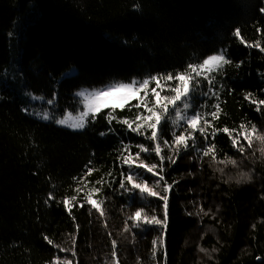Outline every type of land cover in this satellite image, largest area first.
<instances>
[{
    "label": "trees",
    "instance_id": "obj_1",
    "mask_svg": "<svg viewBox=\"0 0 264 264\" xmlns=\"http://www.w3.org/2000/svg\"><path fill=\"white\" fill-rule=\"evenodd\" d=\"M262 9L264 0H0V264H51L57 256L72 264H114L113 240L118 264H264V144L255 137L251 148L241 137L243 155L219 132L214 140L209 137L215 161L195 149L182 152L175 164L165 160L162 175L173 184L167 223L133 228L128 217L140 208L163 221V201L130 197L120 189L121 171L128 169L117 157L122 142L149 147L151 142L116 121L109 125L110 109L81 131L23 110L32 95L56 118L77 114L82 105L74 93L81 88L175 74L224 51L232 63L216 75L219 100L197 94L195 101L207 104L209 112L220 104L217 128L256 125L264 135L259 126L264 105L257 111L245 99L249 93L264 99V52L248 46L264 47ZM236 29L246 43L234 35ZM72 67L76 72L63 77ZM204 91L206 82L199 90ZM137 111L126 108L115 115L132 119ZM163 128V138L171 141V125ZM248 154L252 161L243 166ZM141 158L158 162L154 153ZM87 167L96 171L77 183L74 178L84 176ZM242 170L251 173V182H234ZM138 171L150 185L158 180ZM101 177L111 184L93 198L104 200L106 215L87 204L72 207L69 215L63 199L77 195V187L85 195L101 187L95 184ZM162 187L155 190L163 195ZM50 194L54 199L48 200Z\"/></svg>",
    "mask_w": 264,
    "mask_h": 264
},
{
    "label": "snow or ice",
    "instance_id": "obj_2",
    "mask_svg": "<svg viewBox=\"0 0 264 264\" xmlns=\"http://www.w3.org/2000/svg\"><path fill=\"white\" fill-rule=\"evenodd\" d=\"M264 11V9H262ZM234 35L240 38L242 44L246 43L241 37V32L236 29ZM259 48L261 52H264V47L257 42L255 45H248ZM232 61L227 58L226 52L220 51L217 54L210 55L202 60V62L193 64L189 63L186 69L182 72L166 73L161 75H154L146 77L144 79L133 78L129 82L113 81L103 88L82 90L76 93L77 97H80L79 103L82 108L76 115L73 113H67L63 118L55 119L49 112H44L40 115V119L48 121L54 119V122L64 128L80 131L87 127V124L94 120L105 109H110L106 113V118L109 125L112 121H116L118 124L125 126L126 131L134 133L137 136H142L145 140L151 142V147L145 144L131 145L129 143H121L119 149L120 155L117 157L121 160L122 165L127 167V172L121 171L119 188L128 193L130 197L134 194H138L142 199L146 197H158L163 201L165 218L163 221L158 219L155 215L149 216L144 208L136 210L132 215L128 217L132 221L133 228H142L145 225L152 224H164L167 223V210H168V193L172 190L173 184H168L162 173L165 171L164 162L167 160L170 164H175L176 159L182 152L189 149H195L198 154L203 157L211 156V159L215 161L217 159V149L215 143L209 140L215 139V136L219 132H223L229 136L232 141V145L237 151L243 155L245 152V145L241 143V137L247 142V146L251 148L253 143V137L259 140L261 144H264V135L260 134V130L256 125H252L249 129L247 125L242 124L238 129H229L228 127L217 128L213 121L220 118L221 108L220 104L216 103L211 105L213 111H205L209 107L205 103H197L195 97L197 94L204 96H215L219 100L218 92L213 91L215 86L216 75L222 73L226 65L231 64ZM239 67V65H237ZM72 71L66 73V77H71ZM155 83V87H150L152 83ZM202 82H206L207 91L199 92ZM143 93V95H141ZM252 94L249 93L245 96L246 100L250 103L256 104V110L260 111V106L264 105V99L255 100L251 99ZM136 101V103H132ZM48 103H52L51 100ZM131 111L137 109L132 119L120 118L115 113L117 110L123 111L125 109ZM142 109V111H141ZM165 123L171 125L170 134L172 140L169 141L163 138V126ZM211 129L209 132L208 130ZM235 134V135H233ZM105 135V133H101ZM202 139V148L197 147V141ZM136 147L137 152L133 153L132 148ZM164 149H168L169 155L165 156ZM154 153L158 157V162L148 164L141 158V154ZM261 154L264 155V148L261 149ZM223 163V161H220ZM228 163L233 166H237V161L233 158H228ZM91 164V161L89 162ZM143 170L151 174L154 177H158L155 184L150 185L148 181L142 178L141 172ZM96 171L93 167H87L84 176L80 178H74L77 183H81L87 176H91ZM111 176V172L108 173ZM177 183V182H174ZM95 184L101 187H95L88 189L87 194L83 193V189L77 187L74 191L77 195L71 197H65L62 201L64 208L71 215L72 207L79 206L84 207L85 204L89 205L91 209H94L99 213L101 217L106 215L103 207V199H95L94 195H98L101 188L108 184L110 186L111 181L104 180L103 177L97 180ZM163 184L162 192L155 189L160 188ZM87 187V184H85ZM78 196H82L83 199L78 203ZM54 199L51 194L48 200ZM48 200L45 203H48ZM201 211H203L201 209ZM130 228L126 222L124 231H129ZM45 240L51 245L53 241L48 237ZM162 244V241H160ZM55 246V245H54ZM112 258L114 264H118L116 241H112ZM157 241H153V257L156 255ZM60 251H65L60 249ZM201 251H205L201 249ZM73 256L75 252L72 253ZM257 259H260L259 257ZM51 264H72L69 259L61 260L58 256L54 257Z\"/></svg>",
    "mask_w": 264,
    "mask_h": 264
},
{
    "label": "rangeland",
    "instance_id": "obj_3",
    "mask_svg": "<svg viewBox=\"0 0 264 264\" xmlns=\"http://www.w3.org/2000/svg\"><path fill=\"white\" fill-rule=\"evenodd\" d=\"M70 71H72V74H74L76 72V69L74 67H72L69 70H67L65 73H63L62 76L65 77L66 76V73H69ZM82 90H92V89H89V88H81V89L77 90L74 93L75 98H77L79 100L81 99L80 97H77L76 96V93L78 91H82ZM42 103H43V101L40 98H37V97L31 95L30 97H28V99H27V105L23 107V110H24V112L26 114H28L29 116H32L33 118H36V119H38L40 121H43V122H53L56 126H58L60 128H64V127L56 124L54 122V119H50L48 121H44V120L40 119V115H42L44 112H49L51 114V116L54 117L55 119H60V118H63V116H64L63 115L62 117L56 118L50 111L42 108ZM67 113H69V112H67ZM67 113H65V114H67ZM74 115H76V114H74ZM260 115H261V117H260L259 126H260V129H263L264 130V110L260 111ZM64 129H67V128H64ZM67 130H70V129H67ZM70 131H73V130H70ZM250 161H252V157L248 154L245 157L244 161H243V166H246Z\"/></svg>",
    "mask_w": 264,
    "mask_h": 264
},
{
    "label": "clouds",
    "instance_id": "obj_4",
    "mask_svg": "<svg viewBox=\"0 0 264 264\" xmlns=\"http://www.w3.org/2000/svg\"><path fill=\"white\" fill-rule=\"evenodd\" d=\"M237 184H244L251 182V173L247 171H240L239 175L232 178Z\"/></svg>",
    "mask_w": 264,
    "mask_h": 264
}]
</instances>
